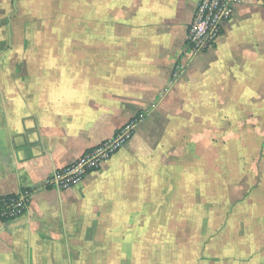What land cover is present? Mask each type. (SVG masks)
Masks as SVG:
<instances>
[{
    "label": "crops",
    "instance_id": "1",
    "mask_svg": "<svg viewBox=\"0 0 264 264\" xmlns=\"http://www.w3.org/2000/svg\"><path fill=\"white\" fill-rule=\"evenodd\" d=\"M198 1L0 0V197L30 191L24 213L0 219V264H195L201 227L221 225L249 172L242 154L203 158L202 115L264 109V0H238L216 45L189 58ZM132 118L99 169L45 184ZM236 215L224 225L245 226Z\"/></svg>",
    "mask_w": 264,
    "mask_h": 264
},
{
    "label": "rangeland",
    "instance_id": "2",
    "mask_svg": "<svg viewBox=\"0 0 264 264\" xmlns=\"http://www.w3.org/2000/svg\"><path fill=\"white\" fill-rule=\"evenodd\" d=\"M28 11L23 22L32 24ZM260 111L259 117L257 113H251L248 115V121L245 122H240L239 118L236 119V115H229V122L225 119L227 115H214L212 120L208 119V115H202L204 119L201 125L204 129H201L200 133L202 141L200 149L202 148L203 158L206 154L213 155L217 152L232 153L235 157L242 154L249 172L248 177L245 176L247 178L243 179L242 191H237L240 189V183H238L230 200L219 204L218 223L222 220L221 225L219 223L217 226L201 227L204 237L201 242V253L196 255L195 264H264V109L260 108ZM217 164L213 161H201L198 168L202 170L215 168L214 170L220 171L221 168L215 166ZM234 165L237 169L238 163L235 162ZM247 202L248 205H246ZM225 207L227 210L220 209ZM239 211H245V216L239 218L245 226L224 225L230 218L234 219L238 216L236 214ZM223 213L225 214L222 215ZM229 224H233V220ZM241 228L245 231V240L242 243H236L237 241L232 239L233 233L240 231ZM192 230L193 227L190 231L186 229V233H191ZM223 230L225 233L219 236ZM195 231L196 233L199 231L198 227ZM209 235L210 239L211 237L214 239L209 241ZM225 238L228 240L226 241ZM209 244L215 247V250L213 248L210 251Z\"/></svg>",
    "mask_w": 264,
    "mask_h": 264
},
{
    "label": "built area",
    "instance_id": "3",
    "mask_svg": "<svg viewBox=\"0 0 264 264\" xmlns=\"http://www.w3.org/2000/svg\"><path fill=\"white\" fill-rule=\"evenodd\" d=\"M238 0H199L187 33L183 54L193 58L213 48L222 34L223 27L233 16ZM136 118L119 128L114 135L85 150L76 160L54 171L45 184L66 190L79 184L89 173L99 169L133 136ZM30 191L21 190L9 200L0 199V219H12L27 209Z\"/></svg>",
    "mask_w": 264,
    "mask_h": 264
},
{
    "label": "trees",
    "instance_id": "4",
    "mask_svg": "<svg viewBox=\"0 0 264 264\" xmlns=\"http://www.w3.org/2000/svg\"><path fill=\"white\" fill-rule=\"evenodd\" d=\"M14 196H15V194H11V195H7V196L0 197V199L9 200L10 198H12Z\"/></svg>",
    "mask_w": 264,
    "mask_h": 264
}]
</instances>
